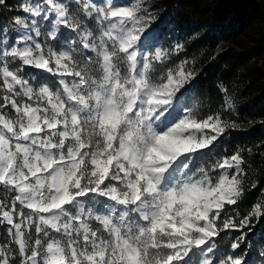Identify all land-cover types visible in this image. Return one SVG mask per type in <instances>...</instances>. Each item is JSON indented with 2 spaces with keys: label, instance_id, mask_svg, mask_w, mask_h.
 <instances>
[{
  "label": "snow or ice",
  "instance_id": "obj_1",
  "mask_svg": "<svg viewBox=\"0 0 264 264\" xmlns=\"http://www.w3.org/2000/svg\"><path fill=\"white\" fill-rule=\"evenodd\" d=\"M18 7L32 19L0 26V191L11 197L10 207L0 198L10 238L0 264H245L236 250L249 217L223 222L241 231L232 254L213 242L242 194L244 159L225 157L215 180L193 170L226 125L178 115L191 73L156 71L166 53L151 50L142 0ZM259 214L257 204L250 215Z\"/></svg>",
  "mask_w": 264,
  "mask_h": 264
},
{
  "label": "trees",
  "instance_id": "obj_2",
  "mask_svg": "<svg viewBox=\"0 0 264 264\" xmlns=\"http://www.w3.org/2000/svg\"><path fill=\"white\" fill-rule=\"evenodd\" d=\"M6 2L7 8L0 6V26L11 28L13 17L26 16L18 7L26 0ZM156 6L151 50L166 53L154 62L156 71L166 74L183 64L191 73L174 104L179 101L199 119L218 115L226 125L216 141L196 154L193 170L203 167L215 180L220 174L215 166L225 157L239 152L244 159L242 194L221 212L220 235L213 242L218 253L232 254L230 245L241 231L223 230V222L234 219L239 225L249 217L236 252L243 254L245 264H264V0H158ZM47 26L45 22L42 33ZM25 72L45 75L30 67ZM47 80L55 85L54 77ZM0 198L11 206L10 195L0 191ZM257 204L261 214L250 215ZM5 243L10 238L0 224V244Z\"/></svg>",
  "mask_w": 264,
  "mask_h": 264
},
{
  "label": "rangeland",
  "instance_id": "obj_3",
  "mask_svg": "<svg viewBox=\"0 0 264 264\" xmlns=\"http://www.w3.org/2000/svg\"><path fill=\"white\" fill-rule=\"evenodd\" d=\"M158 0H142V10H141V15L145 16L146 18V31H145V35L150 38L151 41H153V30H152V26L155 23L156 20V14H157V3ZM33 3L37 2V0H32ZM95 2L101 3L103 2V0H95ZM115 3L120 4V5H128L130 3H133L134 0H114ZM28 18L29 21L32 19L31 17H28V14H26L25 17L23 18ZM38 21H40L41 18H36ZM45 22L41 21V28L44 26ZM186 72V71H185ZM182 110L181 112L178 114L180 116H182L184 114V109L181 106ZM204 132L208 135H215L214 132H212L210 129H205ZM222 170H220L221 173ZM230 174H231V170Z\"/></svg>",
  "mask_w": 264,
  "mask_h": 264
}]
</instances>
